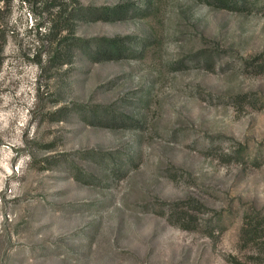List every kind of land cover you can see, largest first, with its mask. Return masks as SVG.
Here are the masks:
<instances>
[{"label": "rangeland", "instance_id": "374dc122", "mask_svg": "<svg viewBox=\"0 0 264 264\" xmlns=\"http://www.w3.org/2000/svg\"><path fill=\"white\" fill-rule=\"evenodd\" d=\"M217 1L0 0V264H264V0Z\"/></svg>", "mask_w": 264, "mask_h": 264}, {"label": "trees", "instance_id": "16d2710c", "mask_svg": "<svg viewBox=\"0 0 264 264\" xmlns=\"http://www.w3.org/2000/svg\"><path fill=\"white\" fill-rule=\"evenodd\" d=\"M231 1V0H230ZM220 5L218 8L220 9H232L235 7H232L230 4L229 0H218L217 1ZM86 44H84L83 48H86V50H89L93 47H96L98 49V52H100L99 57L102 58L103 60H111L109 59V55H107L109 52L107 51H114V52H120L122 49V44L118 40H106L102 39L99 41H86ZM91 54V52H89ZM111 54V53H110ZM107 111H96L97 114H106ZM257 230L256 227H251L248 229V233H255Z\"/></svg>", "mask_w": 264, "mask_h": 264}]
</instances>
